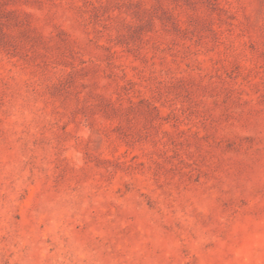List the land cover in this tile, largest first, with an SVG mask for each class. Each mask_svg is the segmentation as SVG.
I'll return each instance as SVG.
<instances>
[{
  "label": "rangeland",
  "instance_id": "1",
  "mask_svg": "<svg viewBox=\"0 0 264 264\" xmlns=\"http://www.w3.org/2000/svg\"><path fill=\"white\" fill-rule=\"evenodd\" d=\"M0 264H264V0H0Z\"/></svg>",
  "mask_w": 264,
  "mask_h": 264
}]
</instances>
